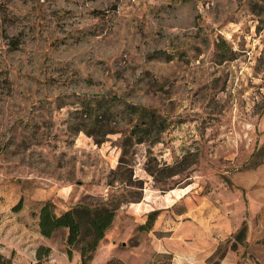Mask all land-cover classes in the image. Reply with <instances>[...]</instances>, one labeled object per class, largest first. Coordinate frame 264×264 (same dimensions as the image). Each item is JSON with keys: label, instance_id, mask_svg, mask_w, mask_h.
<instances>
[{"label": "rangeland", "instance_id": "1", "mask_svg": "<svg viewBox=\"0 0 264 264\" xmlns=\"http://www.w3.org/2000/svg\"><path fill=\"white\" fill-rule=\"evenodd\" d=\"M111 197L89 264H264V0H0V264H79L37 212Z\"/></svg>", "mask_w": 264, "mask_h": 264}, {"label": "trees", "instance_id": "2", "mask_svg": "<svg viewBox=\"0 0 264 264\" xmlns=\"http://www.w3.org/2000/svg\"><path fill=\"white\" fill-rule=\"evenodd\" d=\"M221 49L223 45H219ZM95 110L100 105V99L96 100ZM128 112L132 114V127L129 135L124 142L132 138L135 143L147 140L152 132L164 129V123L159 122L153 110L145 107L129 106ZM92 112H89L91 116ZM95 120V119H94ZM92 120L89 130L96 125ZM91 134V131H88ZM124 143V144H125ZM124 154L121 156V160ZM123 202V201H122ZM121 201L117 197H111L108 200H101L95 203H79L75 206L55 213L50 201L44 202L37 212V226L39 233L46 238L51 237L58 229H66L65 253L68 259H71L73 252L77 251L79 255V264H89L93 259L100 241L104 238L106 230L113 222L115 211L120 206ZM155 213H152L147 221L138 227L139 230L148 231L151 228ZM245 228H241L237 234L240 241L244 236ZM236 243H232L231 249H236ZM50 247L39 245L36 248L34 262L32 264H47L50 254ZM3 264H10V259L3 261ZM105 264H126L119 258H111ZM145 264H173V255L169 252H157L152 254L151 258Z\"/></svg>", "mask_w": 264, "mask_h": 264}]
</instances>
